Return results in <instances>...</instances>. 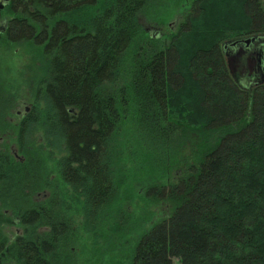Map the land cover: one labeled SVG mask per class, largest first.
Here are the masks:
<instances>
[{"label":"trees","instance_id":"1","mask_svg":"<svg viewBox=\"0 0 264 264\" xmlns=\"http://www.w3.org/2000/svg\"><path fill=\"white\" fill-rule=\"evenodd\" d=\"M157 3L7 0L0 44L27 48L43 105L20 127L28 160L0 153V200L36 183L40 164L26 151L35 145L30 124L38 125L61 153L51 196L81 198L84 230L118 239L131 219L119 204L121 151L131 146V159L150 164L184 132L197 145L195 162L146 192L168 204V215L105 264H264V84L240 90L220 48L264 32V0H195L168 45L142 28L143 18L159 20ZM11 101L0 78V128ZM29 206L22 198L14 207ZM14 253L16 264H60L23 244Z\"/></svg>","mask_w":264,"mask_h":264},{"label":"rangeland","instance_id":"2","mask_svg":"<svg viewBox=\"0 0 264 264\" xmlns=\"http://www.w3.org/2000/svg\"><path fill=\"white\" fill-rule=\"evenodd\" d=\"M192 1L158 0L157 4L160 5V11L158 12L160 18L158 21L160 24H157L155 28L163 27V32L167 35L175 33L179 23L184 19L185 11L189 9ZM0 5L3 6V9L0 10L1 28L3 25L5 26L8 16L4 11L6 2L2 1ZM141 23L143 29L153 24L150 20L144 18ZM32 59V56L28 54V50L25 47L13 46L12 48H8L0 44V78L7 84L13 97L10 110L4 117V126L0 128V151L8 153L11 156L13 150L19 153L18 140L21 135L19 122L23 117H28L29 114L26 108H31V104L35 101L36 97L38 77L34 75L35 63L32 62ZM41 104L43 105V103ZM18 110L21 111L20 116L16 115ZM36 130L30 136L32 139L31 143L35 145L32 146L29 142L28 146L30 145V148L42 149L41 139L43 138L44 131L41 129V131ZM27 137L29 139V135ZM126 140H128L130 146L128 133ZM196 146L194 142L192 143L187 139V135L184 132H181L176 136L175 143L168 146L166 154H158L155 158L156 160L154 159L152 163L149 162L150 164L144 163V160L139 158L136 151H138L140 156L142 152L137 147L135 148L136 158L134 157V159H131V146V150L124 148L123 152L121 151L120 159L121 161L122 158L124 159L125 165L124 168H117L119 171L117 174L123 176L126 183L118 191L119 204L131 216V219L129 224L126 225L125 232L118 239L115 237V239L103 242V238L99 236V233L92 235L89 231L84 230L86 226L84 220H80L78 217L74 218L73 225H76L77 222H80L78 223L79 225L83 224V228H80L78 232V240L74 244L75 252L77 253V257H79V264H94L95 258L93 256L97 260L100 255L103 258L101 264H105L108 262L109 256L114 257L117 252L123 255L126 252L121 251L122 248L129 249L136 243L141 233L168 215V211L170 210L168 204L164 200L159 201L156 194L150 193L151 195H148L146 192L150 187L169 185L179 175L184 173L187 167L195 162L194 153L197 150ZM47 152L50 153L49 168H56L55 163L60 160L61 153H58L52 147ZM127 154L128 161L126 160ZM128 189H130V192ZM127 197H131V201L124 204L122 201ZM3 210L4 208H2V212ZM113 212L115 211L113 210ZM0 229L4 235L14 234L15 231L8 224L1 225ZM97 264H100V261ZM172 264L180 263L178 259H174Z\"/></svg>","mask_w":264,"mask_h":264},{"label":"flooded vegetation","instance_id":"3","mask_svg":"<svg viewBox=\"0 0 264 264\" xmlns=\"http://www.w3.org/2000/svg\"><path fill=\"white\" fill-rule=\"evenodd\" d=\"M193 1L189 5L188 10H190ZM182 22L179 23L177 31L171 35L165 34L162 29L163 27L155 28L157 24H160L159 21L152 22V26L144 28V31L151 38L160 39L168 45L172 37L177 35ZM251 36H264V32L244 35L243 37L241 36L235 39H243ZM256 52L257 48L250 46L245 52L235 56L232 62L228 64L230 74L240 90L250 92L264 84L259 83L261 72L255 60ZM37 104L40 105L39 102L37 103L34 101L31 104V108L27 107V113L31 114L34 112V106ZM16 113L17 116L21 115V111L19 110ZM25 119H27L26 116L20 120L19 127H21ZM30 127L32 132L36 129V131H41L38 125L33 126L30 124ZM43 131V138L41 139L43 148L28 147L26 151L28 155L29 153H34L36 155L37 162L40 164L38 166L42 168V171L40 168H37L38 172L35 175L37 179L36 183H32L33 187L29 189L25 187L21 191H19L18 186L14 189H9L10 191L7 192V196L9 197L4 195L5 191L2 192L4 199L0 200V226L8 224L9 227L13 228L15 231L14 234L10 233L4 235L0 229V264H16L17 261L14 260V251L18 249L20 244L35 248L39 254H43L47 262L53 259L57 260L60 264H79V257H77V253L75 252L74 244L78 240V232L80 228H83V224L79 225L78 223L80 222H77L76 225H73V220L77 217L80 218V220H84V218H87V215L82 214L79 210L82 203L81 198L74 199L73 197L51 196V185H56L57 183L60 185L61 179L56 171L52 173V168H49L50 153L47 151L51 149L49 146L50 139H47L48 136L45 130ZM0 153L5 152L0 151ZM7 155L16 163H25L28 160L27 155L22 149L19 150V153L13 150L12 156L8 153ZM56 169L57 168H55V170ZM0 184L5 185V182L1 181ZM35 184H37V186H35ZM9 185L14 184L9 183ZM20 194L21 197L19 196ZM22 198L25 201L29 200L31 206L25 209V211H15L14 206H16V203H19ZM56 204L63 205L59 207L62 211H55L57 209V206H55ZM2 208H4L3 212ZM94 264L97 263L95 262Z\"/></svg>","mask_w":264,"mask_h":264},{"label":"water","instance_id":"4","mask_svg":"<svg viewBox=\"0 0 264 264\" xmlns=\"http://www.w3.org/2000/svg\"><path fill=\"white\" fill-rule=\"evenodd\" d=\"M2 1L7 2V0H0V2ZM2 9L3 6L0 5V10ZM250 46L257 48L255 60L257 67L261 72L259 83L262 84L264 83V36H251L243 39L226 40L220 45V48L229 64L232 62L235 56L242 54V52H245Z\"/></svg>","mask_w":264,"mask_h":264}]
</instances>
